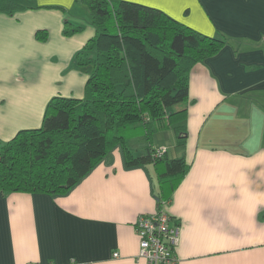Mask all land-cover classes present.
Here are the masks:
<instances>
[{
	"label": "crops",
	"instance_id": "1",
	"mask_svg": "<svg viewBox=\"0 0 264 264\" xmlns=\"http://www.w3.org/2000/svg\"><path fill=\"white\" fill-rule=\"evenodd\" d=\"M16 1L0 12V142L39 126L52 96L84 95L73 56L95 32L83 2ZM133 1L225 41L191 66L187 98L169 108L185 111L153 122L148 144L116 143L65 193L0 192V264H147L134 221L155 210L157 177L151 163L127 166L124 146L189 163L165 206L179 224L171 264H264V0ZM65 20L83 27L63 34Z\"/></svg>",
	"mask_w": 264,
	"mask_h": 264
},
{
	"label": "trees",
	"instance_id": "2",
	"mask_svg": "<svg viewBox=\"0 0 264 264\" xmlns=\"http://www.w3.org/2000/svg\"><path fill=\"white\" fill-rule=\"evenodd\" d=\"M75 1L87 5L95 29L73 56L76 65L88 72L84 95L53 96L39 126L20 129L0 142V192L65 193L110 148L136 131L148 144L153 122L165 126L170 117L185 111L169 108L187 98L191 66L218 51L225 41L137 1ZM24 7L16 0H0L3 13ZM82 27L65 20L62 33L70 35ZM46 34L37 32L40 39ZM173 130L176 145H184V126L175 125ZM159 148L146 146L143 153L132 154L124 146L125 164H152L156 206L179 229L165 206L189 163L184 155L168 156L166 148Z\"/></svg>",
	"mask_w": 264,
	"mask_h": 264
},
{
	"label": "built area",
	"instance_id": "3",
	"mask_svg": "<svg viewBox=\"0 0 264 264\" xmlns=\"http://www.w3.org/2000/svg\"><path fill=\"white\" fill-rule=\"evenodd\" d=\"M134 227L138 237V257L144 258L147 264H171L176 261L173 250L179 229L169 223V217L161 206L157 205L152 212L138 214Z\"/></svg>",
	"mask_w": 264,
	"mask_h": 264
},
{
	"label": "rangeland",
	"instance_id": "4",
	"mask_svg": "<svg viewBox=\"0 0 264 264\" xmlns=\"http://www.w3.org/2000/svg\"><path fill=\"white\" fill-rule=\"evenodd\" d=\"M132 1H133V0H132ZM140 3H141V2H140ZM172 17H173V16H172ZM175 19H176V18H175ZM177 20H178V19H177ZM55 96H58V95H55ZM52 97H53V96H52ZM52 97H51V98H52ZM61 97H72V96H61ZM51 98H50V99H51ZM50 99H49V100H50ZM49 100H48V101H49ZM46 104H47V103H46ZM45 106H46V105H45ZM213 117H214V113H213ZM131 137H132L133 139H135V142L137 143V145H138V144H141V143H143V142H146L144 136H142V135H138L137 131H136V133H135L133 136H130V137H128V138H131ZM128 138H127V139H128Z\"/></svg>",
	"mask_w": 264,
	"mask_h": 264
}]
</instances>
